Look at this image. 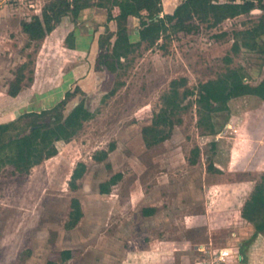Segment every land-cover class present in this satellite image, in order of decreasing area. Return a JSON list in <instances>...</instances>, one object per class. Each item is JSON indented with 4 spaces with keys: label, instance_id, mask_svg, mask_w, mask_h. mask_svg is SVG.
Returning <instances> with one entry per match:
<instances>
[{
    "label": "rangeland",
    "instance_id": "obj_1",
    "mask_svg": "<svg viewBox=\"0 0 264 264\" xmlns=\"http://www.w3.org/2000/svg\"><path fill=\"white\" fill-rule=\"evenodd\" d=\"M55 1L0 0V124L52 109L77 87L82 92L63 115L84 99L94 117L28 173L12 165L1 170L0 264H264V235L242 217L264 175V95L246 92L230 101L229 112L210 119L197 102L199 84L228 68H237L251 87L264 80V35L256 50L241 39L242 31L264 20V10L233 16V1L220 0L228 17L217 27L199 23L192 33L145 43L128 57L122 44L113 45L114 36L113 57L104 59L98 39L107 9L97 3L113 0H90L92 7L79 16L64 15L44 39L31 40L22 23ZM163 2L165 24L183 20L173 15L183 0ZM124 6L119 0L113 13ZM109 26L117 31L115 21ZM139 28L131 17L134 42ZM20 70L25 79L14 98L8 92ZM180 78L187 79L180 88L187 91V108L167 128L170 136L148 147L143 129L168 107L171 82ZM103 150L109 156L96 160ZM195 157L197 164L191 163ZM80 162L87 170L73 190L69 183ZM118 173L122 179L101 194L100 184ZM73 198L84 217L70 229ZM151 205L156 214L143 216ZM223 250L229 251L224 260Z\"/></svg>",
    "mask_w": 264,
    "mask_h": 264
},
{
    "label": "trees",
    "instance_id": "obj_2",
    "mask_svg": "<svg viewBox=\"0 0 264 264\" xmlns=\"http://www.w3.org/2000/svg\"><path fill=\"white\" fill-rule=\"evenodd\" d=\"M232 1L233 16L249 14L256 8L264 10V0ZM117 5H119V0H113L111 5H107L105 2L97 3V6L107 9L105 32L98 39L101 57L104 59L113 57L109 48L112 46L114 36L117 38L113 45L122 44L128 57L145 43L148 46H154L162 38H171L180 32L192 33L199 28L198 24L202 22L208 23L211 27H217L228 17L220 0H183L173 13L174 16H182L183 20L168 25L161 17L164 12L163 0H125V10L115 15L113 9ZM89 7H92L90 0H56L45 5L41 16H35L31 21H24L22 29L31 40H42L54 30V22L57 19L71 12L79 16L83 9ZM134 16L139 19L140 24L137 31L139 40L136 42L132 40L129 29L130 18ZM112 21L116 22L117 31L111 30L109 23ZM241 35L242 46L256 50L259 38L264 35V20L262 19L253 27L242 31ZM225 60L232 62L231 57H226ZM24 79V71L20 70L15 81L10 85L8 92L10 96L19 95ZM186 84V78L171 82L168 107L156 115L151 126L143 129L144 140L148 147L165 141L170 136L167 128L175 126L174 117L187 108V105L184 104L187 91L184 94L180 92V88ZM115 91L116 88L110 92V95ZM198 91L197 102L210 119L214 113L229 112L231 110L230 101L246 92L258 97L264 95V80L257 86L251 87L244 82V76L237 68H228L216 80L200 83ZM78 92H82L80 87L74 91H68L52 109L42 112H26L9 122L0 124V173L8 165H12L21 173H28L34 166L58 154L56 146L58 141L68 142L74 138L84 123L94 117V112L87 106L84 99L76 104L67 116L63 115L66 105ZM181 119L180 117L177 121L181 122ZM212 131L214 132V126H212ZM113 149L114 144L110 150L113 151ZM194 151L198 156L199 148ZM109 152L103 150L94 158L98 161L104 160L109 156ZM196 162V157L191 160L193 164ZM211 167L213 169V164ZM86 170L87 165L84 162L77 164L69 183L73 190H77L78 181L84 176ZM122 176L121 173H118L102 183L100 192L110 193L111 187L117 184ZM71 208L67 222V227L70 229L76 227L83 217L81 202L78 198L72 199ZM242 217L253 224L257 233L264 235V175L245 202Z\"/></svg>",
    "mask_w": 264,
    "mask_h": 264
},
{
    "label": "crops",
    "instance_id": "obj_3",
    "mask_svg": "<svg viewBox=\"0 0 264 264\" xmlns=\"http://www.w3.org/2000/svg\"><path fill=\"white\" fill-rule=\"evenodd\" d=\"M164 1V0H163ZM164 3V2H163ZM12 97V96H11ZM15 98V97H14ZM13 119H15V118H11L10 120H8V121H11V120H13ZM155 146V145H154ZM195 164H197V162L195 163ZM213 169H214V161H213ZM123 177V176H122ZM83 178V177H82ZM81 178V179H82ZM104 183V182H103ZM102 184V183H101ZM100 184V185H101ZM101 193V192H100ZM101 194H103V193H101ZM109 194V193H108ZM133 199V198H132ZM139 199V198H138ZM134 200V199H133ZM139 201V200H138ZM141 201V200H140ZM72 202V201H71ZM81 202V201H80ZM81 206H82V204H81ZM156 205H151V206H145L143 209H142V215L143 216H146V217H153L155 214H156V212H157V209H156ZM82 210H83V208H82ZM83 217H84V211H83ZM82 217V218H83ZM82 220V219H81ZM81 220L79 221V223L81 222ZM78 223V224H79ZM77 224V225H78ZM76 225V226H77ZM75 228V227H74Z\"/></svg>",
    "mask_w": 264,
    "mask_h": 264
},
{
    "label": "built area",
    "instance_id": "obj_4",
    "mask_svg": "<svg viewBox=\"0 0 264 264\" xmlns=\"http://www.w3.org/2000/svg\"><path fill=\"white\" fill-rule=\"evenodd\" d=\"M229 255V251L228 250H223L222 252H221V258L224 260L225 259V257L226 256H228Z\"/></svg>",
    "mask_w": 264,
    "mask_h": 264
}]
</instances>
